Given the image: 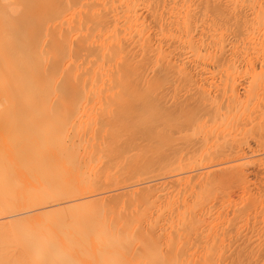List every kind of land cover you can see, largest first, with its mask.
I'll use <instances>...</instances> for the list:
<instances>
[{
	"label": "bare ground",
	"instance_id": "1",
	"mask_svg": "<svg viewBox=\"0 0 264 264\" xmlns=\"http://www.w3.org/2000/svg\"><path fill=\"white\" fill-rule=\"evenodd\" d=\"M0 216V264H264V0H0Z\"/></svg>",
	"mask_w": 264,
	"mask_h": 264
},
{
	"label": "rangeland",
	"instance_id": "2",
	"mask_svg": "<svg viewBox=\"0 0 264 264\" xmlns=\"http://www.w3.org/2000/svg\"><path fill=\"white\" fill-rule=\"evenodd\" d=\"M119 172H121V171H119ZM118 172V173H119ZM121 174V173H120ZM121 177H119V179H120ZM145 179V178H144ZM112 183L108 186V187H106L103 191H102V193L105 195V196H112V195H114V194H116V195H121V197L122 196H124V197H122V198H124L125 200H127L126 198H128V199H132V198H129V196H131V192H132V189H139L141 186H143V185H145L147 182H149V181H145V180H142V181H123V180H119V181H111ZM133 185V186H132ZM132 187V188H131ZM134 187H136V188H134ZM131 188V189H130ZM130 191V192H128V193H126L127 191ZM121 192H123V193H121ZM121 193V194H120ZM124 194V195H123ZM129 195V196H128ZM128 196V197H127ZM132 197V196H131ZM41 210H43V207H40V208H38V207H36V208H34L33 210H32V212H30V213H27V214H24V215H21V216H31V215H34V214H36V213H38V212H40ZM14 217L15 216H13V217H8V216H0V221H3V220H13L14 219Z\"/></svg>",
	"mask_w": 264,
	"mask_h": 264
}]
</instances>
